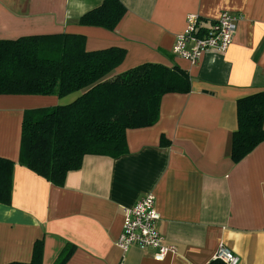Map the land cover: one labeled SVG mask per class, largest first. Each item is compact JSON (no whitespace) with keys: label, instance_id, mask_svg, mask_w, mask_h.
<instances>
[{"label":"crops","instance_id":"1","mask_svg":"<svg viewBox=\"0 0 264 264\" xmlns=\"http://www.w3.org/2000/svg\"><path fill=\"white\" fill-rule=\"evenodd\" d=\"M104 1L0 0V40L83 36L88 52H125L111 77L145 64L179 68L190 92L164 95L155 125L126 132V154L86 156L62 187L19 164L22 125L26 111L68 105L81 92L1 95L0 158L15 167L11 203L0 204V264L30 263L39 240L42 264L67 247L66 264H208L221 245L239 264H264V142L238 164L231 158L238 102L264 93V0H120L127 12L114 31L77 23ZM222 12L241 17L226 53L208 52L198 64L173 53L189 15L209 25ZM148 194L177 250L161 262L154 250L117 245L123 209Z\"/></svg>","mask_w":264,"mask_h":264},{"label":"trees","instance_id":"2","mask_svg":"<svg viewBox=\"0 0 264 264\" xmlns=\"http://www.w3.org/2000/svg\"><path fill=\"white\" fill-rule=\"evenodd\" d=\"M126 12L120 0H105L77 23L114 31ZM85 43V37L67 34L0 40V96L63 98L81 92L68 105L24 115L19 164L57 187L64 186L70 172L81 169L86 156L126 154V132L155 125L164 95L190 92V77L179 68L145 64L111 77L125 52L117 48L88 52ZM237 113L231 154L235 164L264 142V93L240 100ZM14 167L13 161L0 158L2 205L11 203ZM43 250L39 240L30 263L10 264H42ZM73 252V247L65 248L55 264H66Z\"/></svg>","mask_w":264,"mask_h":264},{"label":"built area","instance_id":"3","mask_svg":"<svg viewBox=\"0 0 264 264\" xmlns=\"http://www.w3.org/2000/svg\"><path fill=\"white\" fill-rule=\"evenodd\" d=\"M240 16L222 12L212 24L206 25L197 15L187 17V27L177 36L173 53L191 64H198L208 52L226 53L238 30ZM124 223L117 245L124 252L131 248L154 250L156 261H164L176 254L175 246L167 243L158 223L161 216L157 210L156 197L148 194L131 208L123 209ZM215 260L224 264H239L240 258L232 250L221 245Z\"/></svg>","mask_w":264,"mask_h":264}]
</instances>
